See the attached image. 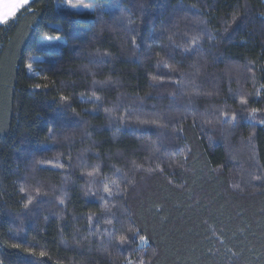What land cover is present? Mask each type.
<instances>
[{
    "label": "trees",
    "instance_id": "16d2710c",
    "mask_svg": "<svg viewBox=\"0 0 264 264\" xmlns=\"http://www.w3.org/2000/svg\"><path fill=\"white\" fill-rule=\"evenodd\" d=\"M92 1L0 24V264H264V0Z\"/></svg>",
    "mask_w": 264,
    "mask_h": 264
},
{
    "label": "snow or ice",
    "instance_id": "6c2138e0",
    "mask_svg": "<svg viewBox=\"0 0 264 264\" xmlns=\"http://www.w3.org/2000/svg\"><path fill=\"white\" fill-rule=\"evenodd\" d=\"M29 0H2L0 2V23L7 24L11 18H14L19 10L25 7ZM74 6V5H73ZM59 39V37H57ZM31 69L32 65L29 64ZM39 87V85H37ZM43 255V253H41Z\"/></svg>",
    "mask_w": 264,
    "mask_h": 264
},
{
    "label": "rangeland",
    "instance_id": "374dc122",
    "mask_svg": "<svg viewBox=\"0 0 264 264\" xmlns=\"http://www.w3.org/2000/svg\"><path fill=\"white\" fill-rule=\"evenodd\" d=\"M65 1L70 6V8L76 13H82L84 11H92L95 7V3L92 0H65ZM53 39H55V38H53ZM32 59L33 60H39L40 56L34 55L32 57ZM31 65H32V68L29 69L27 66V70L29 73H34L36 66L33 63H31Z\"/></svg>",
    "mask_w": 264,
    "mask_h": 264
},
{
    "label": "crops",
    "instance_id": "0c3cea01",
    "mask_svg": "<svg viewBox=\"0 0 264 264\" xmlns=\"http://www.w3.org/2000/svg\"><path fill=\"white\" fill-rule=\"evenodd\" d=\"M30 1V0H29ZM0 2H2V0H0Z\"/></svg>",
    "mask_w": 264,
    "mask_h": 264
}]
</instances>
